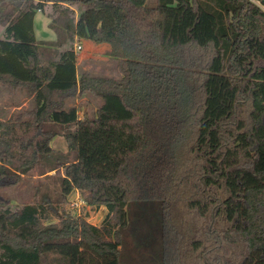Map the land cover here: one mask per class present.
I'll return each mask as SVG.
<instances>
[{"label":"trees","instance_id":"trees-1","mask_svg":"<svg viewBox=\"0 0 264 264\" xmlns=\"http://www.w3.org/2000/svg\"><path fill=\"white\" fill-rule=\"evenodd\" d=\"M82 41L119 76L80 72ZM0 84L34 98L0 118V264H264V0H0ZM36 168L59 192L13 205Z\"/></svg>","mask_w":264,"mask_h":264},{"label":"rangeland","instance_id":"rangeland-1","mask_svg":"<svg viewBox=\"0 0 264 264\" xmlns=\"http://www.w3.org/2000/svg\"><path fill=\"white\" fill-rule=\"evenodd\" d=\"M156 0H146L147 3H155ZM76 15L81 11L80 6H74ZM51 18L48 13L39 11L34 20L35 35L38 40L55 41L58 38L57 32L50 27ZM81 44L82 49H77ZM75 48L79 52V71L87 70L95 75L119 76L115 60L106 55L105 45H95L90 41L77 42ZM103 100L91 92H87L78 98L68 100V106L76 105L79 108V115L93 117ZM34 106V99L26 91L21 92L11 90L0 84V118L14 115L22 109H28ZM56 150L67 151L68 143L64 136H56L52 143ZM44 185L42 192L55 195L59 192V181L55 171L48 172L45 175L40 174V169H34L28 176H23L20 182L15 186H7L2 190V194L9 197L13 205L30 202L36 195L37 186ZM46 187V188H45ZM67 209L73 215H83L93 224L101 225L108 213L106 207L96 208L89 205L82 198L81 194L74 191L68 197ZM56 221L55 219H53ZM139 226V222L135 220ZM157 259V255L153 252ZM160 260V259H158Z\"/></svg>","mask_w":264,"mask_h":264},{"label":"crops","instance_id":"crops-1","mask_svg":"<svg viewBox=\"0 0 264 264\" xmlns=\"http://www.w3.org/2000/svg\"><path fill=\"white\" fill-rule=\"evenodd\" d=\"M78 65H79V63H78ZM18 90H19V91H21V92H24V93L26 92V91H24V90H21V89H18ZM31 97H32V96H31ZM32 98H33V97H32ZM33 99H34V98H33Z\"/></svg>","mask_w":264,"mask_h":264},{"label":"built area","instance_id":"built-area-1","mask_svg":"<svg viewBox=\"0 0 264 264\" xmlns=\"http://www.w3.org/2000/svg\"><path fill=\"white\" fill-rule=\"evenodd\" d=\"M80 48H81V46H80V45H78V46H77V49H80Z\"/></svg>","mask_w":264,"mask_h":264}]
</instances>
